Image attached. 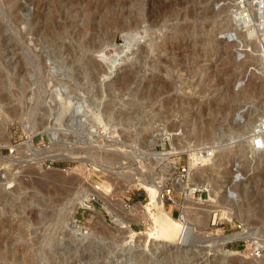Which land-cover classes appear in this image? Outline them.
<instances>
[{"label": "rangeland", "instance_id": "1", "mask_svg": "<svg viewBox=\"0 0 264 264\" xmlns=\"http://www.w3.org/2000/svg\"><path fill=\"white\" fill-rule=\"evenodd\" d=\"M68 1L0 0V248H9L0 264H264V148L251 159L242 155L251 148L247 135L264 121L255 14L245 21L235 0H71L65 11ZM89 16L98 27L90 34L83 31ZM60 96L82 101L86 115L66 112L57 122ZM27 112L50 128H33ZM201 141L218 162L195 168L199 177L220 175L214 169L235 158L247 175L235 202L194 205L206 215L228 208L232 218L198 233H248L249 240L163 241L161 234L179 235V210L149 206L147 192L125 180L142 165L156 180L166 178ZM47 149L81 157L30 160ZM80 197L86 207L73 213ZM116 199L146 207L140 216L168 215L177 232L149 239L152 221L132 220L130 230L143 235L130 241L116 223Z\"/></svg>", "mask_w": 264, "mask_h": 264}, {"label": "bare ground", "instance_id": "2", "mask_svg": "<svg viewBox=\"0 0 264 264\" xmlns=\"http://www.w3.org/2000/svg\"><path fill=\"white\" fill-rule=\"evenodd\" d=\"M56 0H50V3H55ZM72 5V1H68L66 4H65V11L69 10L70 6ZM95 18L96 17H90L87 18L86 20V25H85V28L83 29L84 32H89L91 31L95 26L97 27V25H94L93 22L95 21ZM43 20V19H42ZM43 28V32H45L46 34V37H50L51 35V30L50 28H45L44 26H42ZM98 29V27H97ZM42 30V29H41ZM82 32V31H81ZM81 34V33H80ZM79 34V35H80ZM90 34V32H89ZM86 35V34H85ZM79 37V36H78ZM98 44V43H97ZM96 44V45H97ZM95 45V44H94ZM103 45V44H102ZM93 46V44H92ZM96 48V46H94ZM94 48V49H95ZM96 50V49H95ZM163 52V51H162ZM166 52V51H164ZM163 52V53H164ZM25 72V71H23ZM30 72H27V74H29ZM26 74V72H25ZM30 75V74H29ZM108 75V74H107ZM102 77V80H103V76ZM106 77V76H105ZM107 79V78H106ZM53 82V81H52ZM55 82V81H54ZM40 85V83L38 84ZM25 89L27 88V86H24ZM40 87H43V85H40ZM52 92V91H51ZM60 94V93H59ZM51 95V97H50ZM49 95V99H51L54 103L57 101L55 99V95L54 94H50ZM57 95V94H56ZM59 98V97H58ZM68 98V97H66ZM66 98H62L60 96V103L59 106H62V109L59 111V112H56L55 115V119L56 121H61L62 119V116L66 113V112H69L70 115H69V118L70 119H74V117L76 116H79V115H84L83 114V109L81 108L83 106V102L78 100L76 103H71L69 101H67ZM48 99V100H49ZM50 102V101H49ZM31 103V102H30ZM52 104V103H50ZM57 104V105H58ZM73 104V105H72ZM56 106V104H55ZM1 109V108H0ZM25 114V120L32 124L33 128H36L37 130L39 131H46L45 129H49L50 127H45L46 125L44 123H42V120H36L34 118H32V115H31V112H27V113H24ZM22 114V116L24 115ZM86 115V114H85ZM93 116V115H91ZM25 123V122H24ZM5 126V125H4ZM200 126V125H199ZM263 127H264V124H263ZM201 128V127H200ZM36 131V130H35ZM193 131V130H192ZM114 132V131H113ZM205 131H202L200 130L199 134L201 133H204ZM191 135V134H190ZM219 136V135H218ZM217 136V137H218ZM215 138V136H214ZM262 138V139H261ZM260 138V143L261 144H258V145H261V147L263 146L264 148V138L261 137ZM252 139H254V137L251 138V142H252ZM111 140V139H110ZM249 140V139H248ZM215 141V140H214ZM213 141V143H214ZM249 143V142H248ZM257 143H259L257 141ZM187 146L191 145V146H194L198 143H186ZM200 145H206L207 146V143L201 141L199 142ZM81 146V145H80ZM183 146V145H182ZM84 147V146H83ZM86 147V146H85ZM88 147V146H87ZM78 148V147H77ZM89 148V147H88ZM208 149V147H207ZM206 149V150H207ZM28 150H31V147L28 146ZM77 150V149H76ZM83 150V148H82ZM88 150V149H87ZM90 150V149H89ZM210 150V149H208ZM263 150V149H262ZM261 150V151H262ZM32 151V150H31ZM81 151V150H80ZM84 151V150H83ZM177 150H175V152H171V153H168L167 155L166 154H162V155H157L156 157V162L157 163H160L162 159H164L163 157L164 156H168V155H172V154H175L177 153L176 152ZM212 151V150H210ZM79 152V150H78ZM257 152V151H255ZM260 152V151H259ZM96 153V152H95ZM113 153V152H112ZM190 156H192V152H190ZM30 155V160L33 161V163L35 162H40L42 161L43 159L45 158H52V159H69V160H80V154H77L76 151H74L73 149H65V150H60V151H54L52 149H47V150H40V151H35V152H32L31 154L29 153ZM87 155L82 156V160H85L88 161L87 159H83L86 158ZM159 156H163V157H159ZM189 156V157H190ZM91 158V157H90ZM122 158V157H121ZM191 158V157H190ZM210 157L208 155H205L203 154L201 156V165H203L204 167V164L207 163V161H209ZM3 160V159H2ZM91 160V159H90ZM99 160V159H98ZM103 161V160H102ZM95 161H93L94 163ZM206 162V163H205ZM19 163V162H18ZM103 163V162H102ZM126 164V163H125ZM12 165V164H11ZM84 167V166H83ZM140 168H136L134 169V173H136L135 175L133 176H130V177H127L125 178V180H127V184H131V183H135L134 185H138L140 186L142 189H144L146 192H147V195H148V198L150 200L149 202V206L152 205L153 207L157 208V207H161L162 205V201L159 199V188H160V185L158 184L159 183V180L157 178V180L155 179V174L152 170H147L146 167H144L143 165L142 166H139ZM205 168V167H204ZM206 169V168H205ZM140 170V171H139ZM129 172V171H128ZM138 172V173H137ZM133 173V174H134ZM169 173V172H168ZM120 175V174H119ZM168 175V174H167ZM124 178V177H123ZM164 178V177H163ZM162 177L160 178L163 179ZM10 179V178H9ZM5 180V178H4ZM191 180V179H189ZM10 180H7L6 183H10L9 182ZM178 187L182 188L183 185H177ZM111 188V187H110ZM120 191V190H119ZM117 192V191H116ZM102 194V193H101ZM107 195H111L113 194V192L111 191H106L104 192L103 195L106 196ZM115 195V194H114ZM87 201V198H78L77 199V202L75 204V206L73 207V213L75 212V209L78 208V207H86V202ZM109 201H114L112 199H109ZM115 201H117V203L121 206V215L116 219V223H118L117 225L120 226V229H124L126 230V234H129V238H130V241L134 238V234H136L135 232H133L132 230H130L129 228V222L130 221H142V222H146V221H152L151 222V228H152V231L149 233L150 234V238L149 239H157L156 237V234H158L159 230L160 231H163L165 233H176L177 230H178V225L176 224V222L172 221L168 215L166 214H162L161 217L159 218H153L152 216H148V215H143V216H140V213L141 212V209H144L146 207H141V208H135L133 209L132 207L130 206H126L125 204H123L120 200L116 199ZM192 201H189L186 202V208H184L182 210V214L180 215L181 217L179 218L178 222L181 223V230H180V233L178 236H173V237H170L172 239H164V238H167L166 235H163L161 234V236L163 237V241H168L169 243L173 244V245H177V244H180V242L182 243H190V242H197L202 240V243H213V242H216L218 243L219 245H222L223 243H226L228 241H231V240H238V239H241V240H249L252 236V234H248V233H239V234H233V235H229V236H225V237H214L213 235H209V234H204V235H201L200 233H198V230L200 231H203L204 229H206V226H207V220H208V216L209 215H206L204 212V210H201V208H197L196 206H194L195 204L194 203H191ZM149 211V210H148ZM31 214H34L33 211H31ZM73 216V215H72ZM72 218V217H71ZM143 234H136V236H142ZM202 236V237H201ZM3 240V239H2ZM161 240V241H162ZM194 240V241H193ZM55 241V240H54ZM159 241V240H158ZM215 243V244H216ZM193 244V243H192ZM217 244V245H218ZM9 250V248L5 247H1L0 248V257L2 258L3 255H5V253ZM15 251V250H14ZM13 251V252H14ZM12 252V251H11ZM25 258V257H24Z\"/></svg>", "mask_w": 264, "mask_h": 264}, {"label": "built area", "instance_id": "3", "mask_svg": "<svg viewBox=\"0 0 264 264\" xmlns=\"http://www.w3.org/2000/svg\"><path fill=\"white\" fill-rule=\"evenodd\" d=\"M235 2L237 5L236 12H241L245 21H247L246 19L248 18L253 19L255 14L257 18L256 22L258 23L257 33L260 39L259 49L264 50V0H235ZM255 26H257L256 23ZM263 123H261L259 126L257 124L256 127H254L253 130L249 132V135H247L249 137L251 148L248 145L244 146L242 153V155L245 157L244 159H251L256 155L255 151L259 152L263 149V146L261 147V145H258L261 144L259 141L260 138H264ZM252 137H254V139H252L251 142ZM257 141L259 143H257ZM206 149V145H199L190 149V152L193 153L191 158L189 157V154H187L186 160L181 163L178 161L177 164H175L172 168V171L166 175V178L164 177L158 183L160 185L159 199L162 201L163 206L167 204L170 207L179 210L177 218L181 217V211L182 209L186 208L185 206L188 200L192 201L191 203H194L195 205L210 204L212 200L215 201L212 202L215 204L216 201L221 198L226 200L228 203L235 202V187L237 184L242 182L244 177L247 175V171L245 170V167L242 166L241 160L239 158H235L229 162L224 171L222 168L214 169L217 170L218 173H221L220 175L207 177L203 174V177H199L198 174L200 173H197V169L195 168H201L202 165H200V162L201 156L203 154L208 155L211 159L210 162L204 164V167L213 168L212 165L218 162L216 156L217 153L215 151ZM177 185H183V187L180 188ZM223 211H225V214L221 215L217 209L211 210L208 216L207 224L213 226L221 225L223 222H230L232 218L228 208ZM261 251V246L257 245L253 250V255L255 257H259Z\"/></svg>", "mask_w": 264, "mask_h": 264}]
</instances>
